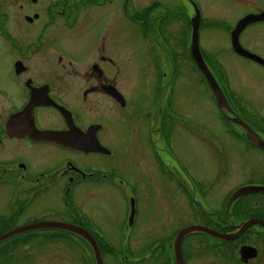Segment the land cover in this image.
I'll use <instances>...</instances> for the list:
<instances>
[{"label":"flooded vegetation","instance_id":"obj_1","mask_svg":"<svg viewBox=\"0 0 264 264\" xmlns=\"http://www.w3.org/2000/svg\"><path fill=\"white\" fill-rule=\"evenodd\" d=\"M262 13L264 0H0V236L54 221L85 228L103 247L119 245L99 238L112 234L127 235L133 254L134 245L150 247L139 225V203L154 186L148 160L153 180L177 191L189 217L197 216L199 202L214 198L201 212L213 230L235 233L250 219L264 221V192L229 204L238 188L264 186V147L250 139L254 132L264 142V110L234 82L231 63L223 60L233 54L247 59L234 50L232 34L242 18ZM260 24L264 19L245 26L239 42L264 59V29H255ZM196 40L223 91L220 107L194 61ZM134 57L143 59L141 67H133ZM196 76L217 120L207 119L202 131L194 126L193 138L222 156L252 154L255 164H205L206 176L198 179L178 161L175 144L190 137L178 124L176 85ZM37 129L63 132L83 148L38 140ZM223 184L231 187L213 196ZM64 233L35 229L23 233L31 236L22 245L34 250L35 234ZM202 241L183 249L186 264L197 257L264 264V223L231 241ZM4 246L0 264H19L20 245Z\"/></svg>","mask_w":264,"mask_h":264},{"label":"rangeland","instance_id":"obj_2","mask_svg":"<svg viewBox=\"0 0 264 264\" xmlns=\"http://www.w3.org/2000/svg\"><path fill=\"white\" fill-rule=\"evenodd\" d=\"M257 28L264 29V24L255 27V29ZM250 37L251 35H248L246 41H250ZM260 48L261 51L264 52V41ZM223 60L231 63L229 64V71L232 74L234 82L264 110V70L261 66L247 59L239 58L234 54L226 55ZM142 65V58H133L134 68H139ZM231 65H234V67L232 68ZM149 73V81L153 82L154 73L151 69H149ZM197 77L199 76H196L195 80L191 81L187 79L185 83L181 81L176 85L174 102L177 112L179 113L178 124L180 130L184 131L183 134L190 137L180 139L176 142L175 154L180 159L178 161L185 164L198 179H203L206 176L204 169L205 164L217 168H220L222 164L224 166H230L238 163V161L242 164V167L255 164L256 159L252 154L244 153L239 156V159L238 156L230 152L222 156L216 149H209V147H206L203 143L193 138L195 135H193L191 131H197L194 126H198L200 129L199 131H202L203 126L206 125L207 119L212 121L217 120V116L212 109L213 103L209 98L205 86ZM149 103L150 100H148L146 104L149 105ZM136 157L137 159L139 158L138 155H136ZM148 163L149 180L153 181L152 184L154 186L149 184L146 187V193H144V197L139 203L141 208L139 225L146 228L144 232L147 233V236H145L143 241L148 244L152 242L150 247L156 244L152 247V250L149 249V247L140 250L139 247L134 245V255H151V259L146 260V264H172L174 262L173 252L169 247V241L173 237L175 231L186 225L190 220L198 225H206V221L204 215L200 214H197L195 218L189 217L187 214V206L183 198L179 196L176 190L173 191L171 187L167 186V181L162 185L161 181L157 182L153 180L154 169L149 160ZM212 175H214V178L219 177L217 173H213ZM228 187H231V185L229 184L228 186L227 184H223L217 186V189L213 192V196H223ZM213 199L211 202L215 203ZM211 202L204 201V208H207V203L210 205ZM123 205L124 203L121 201L116 203V212L118 214L119 207ZM191 216L193 215L191 214ZM29 236L31 235H20L15 238L16 240L12 241L17 242L18 246L20 245L19 250L16 252V254L19 253L20 255L19 264H95L91 249L81 242L79 237L75 234H35V249L33 251H25V246L22 244ZM121 236L122 235L117 234L105 235V239L108 241L113 240L116 244H120ZM191 236L192 237L187 239L184 243V251L190 241H197L199 243L203 241L197 239L210 238L201 232L194 233ZM8 243H11V241L5 242L4 244ZM7 247V245L4 246V249H8ZM115 248L121 249V245L116 247L106 245L103 247L106 264H133L132 261L136 260L134 257L130 256L127 250L122 249L114 251ZM122 251L129 255L127 261H122L120 257ZM188 263L221 264L218 261L212 262L205 257L189 259Z\"/></svg>","mask_w":264,"mask_h":264},{"label":"water","instance_id":"obj_3","mask_svg":"<svg viewBox=\"0 0 264 264\" xmlns=\"http://www.w3.org/2000/svg\"><path fill=\"white\" fill-rule=\"evenodd\" d=\"M263 19H264V13H262L261 15L251 14V15L246 16L245 18H243L238 23V25L234 31V39H233L235 51H237L238 53H240L241 55H243L245 57L258 60L262 63H264V59H262L259 56L245 50L244 48H242V46L238 42V35L246 25H248V24H250L256 20H263ZM193 50L195 53V61L197 62L198 66L201 68V70L205 73L209 83L211 84V86L215 92L216 99L219 102V104L221 105L223 103V100H224V99H222V91L220 90V87L218 86V84H217L216 80L214 79L212 73L208 70V68L205 65L204 60H203L201 54L199 53L197 41H195L193 44ZM195 50L197 51V53L195 52ZM37 139L61 143L63 145H67V146H70V147H73L76 149H82L83 148L78 143L77 138H73L71 136L67 137V136L62 135L59 132L37 131ZM250 139L253 141H257V138L253 133H251ZM256 143H258L259 145H264V143H260V142H256ZM261 190L264 191V187H254V186L243 187L234 193L230 202H232L234 199H236L240 195L247 194L250 192L261 191ZM256 222H259V221L258 220H250V221L246 222L243 227L245 228L248 225H251V224L256 223ZM42 227L61 228V229H64V230H67L70 232H74L77 235L85 238L86 240H88L91 243V245L94 249L97 264H103L101 252L98 248V245H97L94 237L92 235L88 234L83 228H80V227L74 226V225H68V224H63V223H59V222H46V223L35 224L32 226H28V227L18 228L9 234H5V235L0 236V242L15 236L16 234H18L20 232H24V231H28V230L36 229V228H42ZM242 230L238 233H235V234H221V233H218V232H216V231H214L208 227L201 226V225H191L189 227L182 229L177 234V236L175 238V242H174L176 264H185L184 259H183V255H182V241L187 234L193 233V232H203V233H206V234H209V235L221 238V239L230 240V239L236 238L239 234H241Z\"/></svg>","mask_w":264,"mask_h":264}]
</instances>
